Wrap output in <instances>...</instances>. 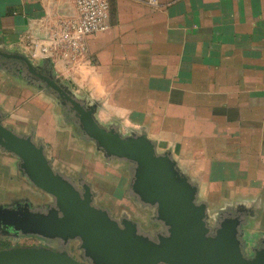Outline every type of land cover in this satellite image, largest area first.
<instances>
[{"label":"crops","instance_id":"0c3cea01","mask_svg":"<svg viewBox=\"0 0 264 264\" xmlns=\"http://www.w3.org/2000/svg\"><path fill=\"white\" fill-rule=\"evenodd\" d=\"M107 3L108 29L85 39L86 54L79 61L52 62V75L83 102H101L96 117L103 126L116 121L151 131L160 114L163 126L170 124L164 126L168 132L173 124L200 132L211 150L197 152L203 164L198 176L213 178L215 194L227 193L229 211L243 220L242 235L253 247H264V0ZM77 17L74 0H0V52L27 57L30 42ZM55 108L61 109L60 123ZM65 112L21 62L0 57L2 124L43 145L56 171V165L67 164L56 157L57 141L68 143V150L91 148L94 159L100 154ZM61 126L72 127L74 134ZM29 191L40 192L17 158L0 149V205L32 206Z\"/></svg>","mask_w":264,"mask_h":264},{"label":"water","instance_id":"95a60500","mask_svg":"<svg viewBox=\"0 0 264 264\" xmlns=\"http://www.w3.org/2000/svg\"><path fill=\"white\" fill-rule=\"evenodd\" d=\"M6 60L21 62L27 74L44 90L54 92L73 115L81 134L110 161L133 166L130 192L142 205L155 210V219L166 233L152 240L140 233L137 223L120 221L95 205L96 193L87 182L79 188L53 169L45 147L32 136H21L2 124L0 149L17 158L28 182L53 200L46 212L28 203L0 205V232L15 239L34 237L78 241L91 264H264V247L243 240V220L230 213L215 229L208 223L205 203L198 201V187L167 153L160 154L146 133L123 136L97 120V106L77 98L52 75L49 60L34 63L26 56L0 52ZM40 64H46L42 68ZM243 249L251 251L248 258ZM0 264H82L66 250L44 246L0 249Z\"/></svg>","mask_w":264,"mask_h":264},{"label":"rangeland","instance_id":"374dc122","mask_svg":"<svg viewBox=\"0 0 264 264\" xmlns=\"http://www.w3.org/2000/svg\"><path fill=\"white\" fill-rule=\"evenodd\" d=\"M82 57H80L77 61H79ZM61 84L68 88L67 82H61ZM69 89L72 90L71 87ZM82 95L83 93L80 96ZM92 104L96 105L97 110H99L101 102L97 101ZM31 110L32 109L29 108V111ZM39 111L40 110L38 108L35 110L37 116L40 114L38 113ZM52 111L56 123H60L61 109L55 108ZM163 118L164 116L160 114L153 117L151 126L155 127L154 130L151 131L148 129V126H139L138 128L132 129L129 127H123L116 121H111L110 123L104 125L107 128H115L119 130L123 136H133L146 133L148 138L156 145L157 151L160 154H169L176 161L181 172L186 175L192 183L197 185L199 191L198 201L199 203H205L207 205L208 223L211 229H215L220 219L227 217L231 212L228 208L230 205L227 193L222 191V194L220 193V195L216 190L215 194V190H213V178L207 177L203 179L201 176H198V174L201 175L200 170L203 164L199 162L201 155H197V152L211 150V146L210 144L205 145L202 143V140L200 139V132V134L197 131L186 132L185 128L182 126L179 128V126H175V124H173L168 132L166 130L167 128L164 126H170V124L165 123L163 126ZM158 119L159 122L156 121ZM61 129L66 130L69 133L74 132L73 128L70 126H61ZM70 140L73 139L69 138V141ZM159 140L165 144V147L158 145ZM67 145L68 143L65 145V143L59 141L54 144L56 157L67 163L61 164L60 166L56 165L55 168L67 179L73 182L79 190L83 182L89 183L94 193L97 194L95 199V205L97 207L106 209L110 213L111 217L117 221H120L124 217L129 218L133 222L135 221L138 225L140 233L143 235L154 237L157 233L159 234L161 232L164 234L166 232V229L164 230L162 224L156 221L155 210L147 206H142L138 200H135L136 198L131 196V165L128 163L126 164L125 162H111L106 164L104 163L102 155L96 154V158L99 160L98 162L95 161L97 160L96 158L94 159L91 155H89L90 153L88 151L92 152L91 148L87 149L81 146L73 147L68 150L69 148H66ZM204 158L207 159V163L204 164L205 167L210 168L212 166V163L209 161L210 159L206 154L204 155ZM69 163H71L70 166ZM202 186H204V188ZM21 195L23 196V194ZM27 197L32 205V209L35 211L46 212L47 210L44 209V206H53V200L42 192L29 191L27 193ZM245 237L246 235L243 236V240L247 242ZM39 244V240H36L34 237L26 239L19 237L18 239H15L0 232V249L18 246L26 248L37 247ZM58 245L59 247H56ZM52 249L66 250L74 259L82 264H88L89 262L85 260L83 252L79 249L78 241L70 242L66 246H62L58 243V241H54L52 243ZM89 264L91 263L89 262Z\"/></svg>","mask_w":264,"mask_h":264},{"label":"built area","instance_id":"2783aa9c","mask_svg":"<svg viewBox=\"0 0 264 264\" xmlns=\"http://www.w3.org/2000/svg\"><path fill=\"white\" fill-rule=\"evenodd\" d=\"M78 17L60 22L46 37L29 43L27 59L34 63L49 60L71 65L86 54L85 39L108 29L107 0H74Z\"/></svg>","mask_w":264,"mask_h":264},{"label":"flooded vegetation","instance_id":"af4514ba","mask_svg":"<svg viewBox=\"0 0 264 264\" xmlns=\"http://www.w3.org/2000/svg\"><path fill=\"white\" fill-rule=\"evenodd\" d=\"M32 78V77H31ZM33 79V78H32ZM33 80H35V82H37V83H40L38 80H36V79H33ZM40 85H42L41 83H40ZM51 92V91H50ZM56 98H57V96H56V94L54 93V92H51ZM59 101V100H58ZM66 112L67 113H69V111H68V108H67V110H66ZM131 196L132 197H134V195L133 194H131ZM135 198V197H134ZM135 200H137V199H135ZM142 206H145V205H142ZM45 207V208H44ZM43 208L45 209V210H47L48 208H50V205H46V206H44ZM124 218H127V217H124ZM123 219V218H122ZM127 219H129V218H127ZM130 220V219H129ZM132 221V220H131ZM162 224V223H161ZM162 227L164 228V230L166 229L163 225H162ZM166 233V232H165ZM164 233V234H165ZM158 235H162V233L160 232L159 234L157 233L154 237H150V236H148L149 238H151L152 240H156V238H157V236ZM22 239H26V238H30V237H21ZM38 238H36V240H37ZM39 240V242H40V244L38 245V246H44V247H47V248H50V249H52V243H53V241H46V240H42V239H38ZM58 243L60 244V245H62V246H64L63 244H62V242H60V241H58ZM70 243V242H69ZM68 243V244H69ZM67 244V245H68ZM56 247H59V245L58 246H56ZM254 248H256L255 246H254ZM54 250V249H53ZM243 252H244V254H245V256L246 257H248V258H250L252 255H253V253L251 252V251H247L246 249H243ZM85 260L86 261H88L86 258H85ZM88 264H89V262H88Z\"/></svg>","mask_w":264,"mask_h":264},{"label":"trees","instance_id":"16d2710c","mask_svg":"<svg viewBox=\"0 0 264 264\" xmlns=\"http://www.w3.org/2000/svg\"><path fill=\"white\" fill-rule=\"evenodd\" d=\"M65 115H66V118H67L68 121H70V122H76V120L74 119V117H73L72 114L65 112ZM78 130H79V132H80L79 127H78ZM80 133H81V132H80ZM3 249H5V248H3Z\"/></svg>","mask_w":264,"mask_h":264}]
</instances>
